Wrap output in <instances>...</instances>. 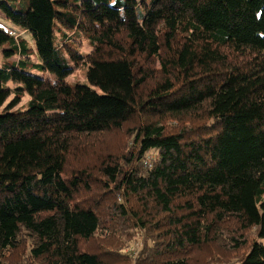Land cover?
Here are the masks:
<instances>
[{
  "label": "trees",
  "instance_id": "obj_1",
  "mask_svg": "<svg viewBox=\"0 0 264 264\" xmlns=\"http://www.w3.org/2000/svg\"><path fill=\"white\" fill-rule=\"evenodd\" d=\"M0 21V264H112L89 244L124 221L155 235L144 264H192L234 225L264 239V0H0ZM138 117L128 155L85 158Z\"/></svg>",
  "mask_w": 264,
  "mask_h": 264
},
{
  "label": "rangeland",
  "instance_id": "obj_2",
  "mask_svg": "<svg viewBox=\"0 0 264 264\" xmlns=\"http://www.w3.org/2000/svg\"><path fill=\"white\" fill-rule=\"evenodd\" d=\"M0 22L3 25L5 23V25H7L8 27H15L14 24L9 21ZM67 33V36H62V32H60V29L57 27V42L66 41L70 48L81 54L89 53L92 50L90 40L85 34L79 32ZM21 35H23V37L28 40V43L31 46H34L32 37L29 33L22 32ZM18 59V56H14L10 58L9 61ZM30 59L33 62H37L38 58L34 51L31 54ZM5 61L6 60L0 53V66L3 65ZM72 64L75 65L74 63ZM87 68V64L84 61H80L78 66L74 67L73 72L66 77V80H68V82L70 83L86 82ZM160 69V64L159 62H157L155 65V70L158 71ZM40 75L55 78V76L50 73H40ZM8 85L11 88L15 87V84L12 82H9ZM12 98L13 94H11L9 100ZM29 99L30 96L25 93L16 108H24L28 104ZM138 123L139 117L136 118V120H133L130 124L125 126L124 129L120 131L105 132L88 137L86 142L91 143L85 158L95 164L97 155L102 156V158L104 159L109 155H112L116 158H121L123 155H128V153L133 150V137L132 132H129V129H131ZM170 124L175 125V123L173 122H170ZM157 156L158 153L155 150L149 151L146 154L143 166H149L157 158ZM97 162H99V160H97ZM124 162V165L128 166V161L126 160ZM91 171L94 172L92 169ZM97 189L101 193L106 191L103 183H100V186H97ZM111 197L105 194L106 200L111 199ZM113 227L114 226L112 225V230L117 228L115 233H112L110 231L107 232V230L105 231L102 229L100 232H98L97 236L94 239L95 241L89 244L91 250L98 253L103 250L105 251V249L108 250L109 255L108 257H106V260L110 261L112 264H144L147 263L148 260H150L152 253L150 252V250L154 245L153 241H155V235L153 236L152 232L137 228L136 225H133L128 221H124L120 226L117 225L115 228ZM222 234L223 242L216 240L211 245H206L200 248L201 250L199 252L193 254L194 260L192 261V264H234L238 260H240L242 256L246 254V252H248L254 242L257 241L264 244V239L258 238L257 228L255 227L249 229L243 237H240L241 232L237 225L231 226L230 229L226 230ZM104 235H106L103 238L105 240L101 238ZM234 235L238 239V241H236V244L242 243L239 248H237L236 244H234V240L231 239V237H233ZM101 239L105 241L104 245ZM98 241L101 242L99 243ZM24 254L27 256L26 249ZM25 261L29 260L24 259V262ZM22 264L24 263L22 262ZM25 264H29V262H26Z\"/></svg>",
  "mask_w": 264,
  "mask_h": 264
}]
</instances>
